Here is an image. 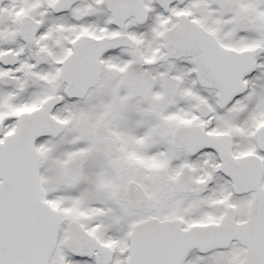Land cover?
<instances>
[{"label":"snow or ice","instance_id":"obj_1","mask_svg":"<svg viewBox=\"0 0 264 264\" xmlns=\"http://www.w3.org/2000/svg\"><path fill=\"white\" fill-rule=\"evenodd\" d=\"M0 264H264V0H0Z\"/></svg>","mask_w":264,"mask_h":264}]
</instances>
